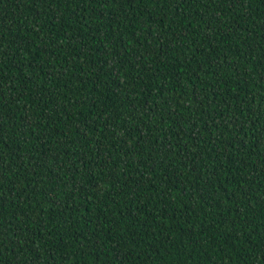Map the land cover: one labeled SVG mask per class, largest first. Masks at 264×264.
<instances>
[{"label": "trees", "instance_id": "1", "mask_svg": "<svg viewBox=\"0 0 264 264\" xmlns=\"http://www.w3.org/2000/svg\"><path fill=\"white\" fill-rule=\"evenodd\" d=\"M0 264H264V0H0Z\"/></svg>", "mask_w": 264, "mask_h": 264}]
</instances>
